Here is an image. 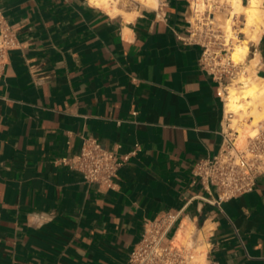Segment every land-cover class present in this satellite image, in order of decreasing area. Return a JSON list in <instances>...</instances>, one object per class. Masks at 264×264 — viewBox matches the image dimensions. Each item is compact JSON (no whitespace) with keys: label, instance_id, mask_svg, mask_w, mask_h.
<instances>
[{"label":"crops","instance_id":"1","mask_svg":"<svg viewBox=\"0 0 264 264\" xmlns=\"http://www.w3.org/2000/svg\"><path fill=\"white\" fill-rule=\"evenodd\" d=\"M0 7L18 37L0 76V264H129L166 211L210 230L208 264H264V175L221 207L191 184L222 145L226 110L202 47L179 37L190 0L137 8L125 25L87 0ZM249 55L264 77V28ZM90 136L120 155L140 144L116 189L57 162Z\"/></svg>","mask_w":264,"mask_h":264},{"label":"built area","instance_id":"2","mask_svg":"<svg viewBox=\"0 0 264 264\" xmlns=\"http://www.w3.org/2000/svg\"><path fill=\"white\" fill-rule=\"evenodd\" d=\"M129 1L130 4L136 2ZM123 2L118 0L119 5ZM127 2L125 6H128ZM193 16L187 33L179 37L187 44L202 47L200 66L217 81V94L225 107L226 88L233 83L244 64H235L230 60L231 46L224 41L223 32L215 28L210 10L195 12L192 9ZM17 46V28L5 19L0 7V76L8 64L10 51ZM230 121L225 115L222 128L224 138L219 151L200 158L192 168L191 184L203 191L195 197L219 207L227 200L253 192L257 179L264 175V121L260 122L256 133L249 136L243 146L238 145L239 131L229 127ZM140 149V144H136L133 150L120 155L118 148L109 149L95 137H83L79 153L62 157L57 162L79 171L86 182L116 189L115 180L120 168ZM180 213L166 211L147 220L141 239L130 252L129 264H208L211 249L207 237L209 229L194 225L190 243L173 242L174 235L183 225ZM202 252H205L204 262L198 260Z\"/></svg>","mask_w":264,"mask_h":264},{"label":"bare ground","instance_id":"3","mask_svg":"<svg viewBox=\"0 0 264 264\" xmlns=\"http://www.w3.org/2000/svg\"><path fill=\"white\" fill-rule=\"evenodd\" d=\"M87 1L103 9L113 18L121 19L124 25L127 21L135 19L140 12V9L121 8L118 0ZM135 1L146 9L157 8L160 2V0ZM215 3L227 5V8L222 11L224 14L223 17L221 15L222 19L217 16L212 17L211 12V21H215L223 29L224 41L231 46L230 60L235 64H244L242 71L224 93L226 117L231 120L229 127L238 129V145L243 146L247 138L256 133L260 122L264 121V77L257 74L256 59L245 63L250 54V42H258L264 28V0H191V7L195 12H203L207 6L210 4L213 6ZM240 16L244 17V22L241 27L236 28V18ZM193 19L194 16L191 20ZM238 31L246 34L247 37L239 38ZM193 229V223L183 224L176 234L175 243H190ZM198 260L204 262L205 252L199 253Z\"/></svg>","mask_w":264,"mask_h":264},{"label":"rangeland","instance_id":"4","mask_svg":"<svg viewBox=\"0 0 264 264\" xmlns=\"http://www.w3.org/2000/svg\"><path fill=\"white\" fill-rule=\"evenodd\" d=\"M128 1V2H127ZM191 1V0H190ZM127 2V4H128V6H125L124 4ZM124 4H120L119 6L121 7V8H123V9H126V10H134V9H137V8H142L140 5V3L139 2H134L133 4H130V1L129 0H124V2H123ZM208 4V3H207ZM226 8H227V5H224V4H221V3H215L213 6H211V4H210V6H207L206 7V9L207 10H210V12H212L213 14H212V17H215V16H217V17H221V15H222V17H223V12L222 11H225L226 10ZM205 9V10H206ZM204 10V11H205ZM218 11L220 12V13H222V14H220V13H218ZM214 15V16H213ZM222 17L220 18V19H222ZM236 21H237V24H236V28H238V26H242L243 25V18H236ZM214 22V25H215V28H220L219 30L220 31H222L223 29L221 28V26L218 24V23H216L215 21H213ZM238 33H239V31H238ZM238 36H239V34H238ZM245 35L244 34H242V33H240V36H239V38L241 37V38H243ZM247 36V35H246ZM244 39V38H243ZM235 41V40H234ZM231 51V50H230ZM230 55V54H229ZM249 57H250V55L248 56V59H249ZM245 63H248V60H247V62H245Z\"/></svg>","mask_w":264,"mask_h":264}]
</instances>
